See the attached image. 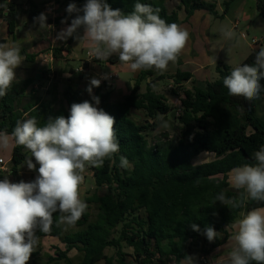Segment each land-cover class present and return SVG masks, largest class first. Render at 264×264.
I'll return each mask as SVG.
<instances>
[{"label":"trees","instance_id":"obj_1","mask_svg":"<svg viewBox=\"0 0 264 264\" xmlns=\"http://www.w3.org/2000/svg\"><path fill=\"white\" fill-rule=\"evenodd\" d=\"M62 1L67 7L75 3L81 9L87 2ZM171 1L139 0L159 9V16L166 22L179 26L188 22L196 11L220 17L215 3L180 0L171 7ZM104 2L127 15L134 10L137 0ZM28 4V19L35 22L43 10L32 0ZM256 8L258 15L264 18V0H256ZM182 9L186 14L184 21L179 18ZM227 9L228 3L226 12ZM20 14L15 0H0V16L5 20L9 34H14ZM75 16L76 13L69 15L67 12L64 15L67 24L70 25ZM0 42L6 43L5 40ZM72 42V39L67 40L62 47L55 48L54 59H60L64 51L70 54ZM20 51L27 61L35 60L26 49ZM258 51L254 49L241 65L253 64ZM108 62L120 61L118 56H112ZM177 62L181 64L179 57ZM231 70L227 65L219 67L218 79L207 82L205 88H187L184 83L193 76L179 68L173 75H160L156 79L153 76L159 71L141 70L132 91L122 101L112 102L107 93L100 96V109L115 120L120 150L111 159H105L101 167H91L96 190L88 193L87 209L74 225L80 228L79 231L64 234L63 225L58 227L56 224L59 216L56 213L51 230L37 233L38 240L54 237L66 245V251L57 250L45 264H60L61 261L72 264L67 255L73 249L82 253L79 264H127L129 254L124 252L125 247L133 251V264H179L186 256L193 257L194 264H206V259L230 239L229 229L242 214L264 207V202L252 200H245L239 208H228L219 201L213 205L220 192L228 198H240L241 190L231 187L228 175L235 167L254 163L253 154L264 145V119L256 113L258 102L264 98V80H261L258 98L247 101L229 95L224 87L223 79ZM44 76L47 77V73ZM165 79L173 81L171 94L180 98L176 121L171 117L176 110L167 97L156 90L157 82ZM33 82L27 79L14 83L8 93L0 97V131L11 134L18 120L35 117L38 126H44L50 117L59 116L53 99L43 100L37 90L27 94ZM80 95L81 92L71 88L63 93L65 118L70 115L71 105L80 103ZM134 112L144 113L146 120L137 122L133 118ZM159 116H168L172 127L169 131L159 132L151 141V134L159 128ZM28 152L23 146H14L10 168L12 182H17L19 167ZM204 153L214 155V160L195 163L194 158ZM120 156L127 157L129 167L120 166ZM4 174L0 172V179ZM102 187H106L103 194L98 191ZM90 205L98 206L94 220L89 212ZM193 223L201 232L191 228ZM207 226L218 232L214 242H209L202 234ZM109 249L114 250L115 255H108Z\"/></svg>","mask_w":264,"mask_h":264},{"label":"clouds","instance_id":"obj_2","mask_svg":"<svg viewBox=\"0 0 264 264\" xmlns=\"http://www.w3.org/2000/svg\"><path fill=\"white\" fill-rule=\"evenodd\" d=\"M66 11L76 16L61 33V39L83 28V36L76 39L88 42L90 55L98 60L116 55L133 72L155 69L163 73L178 60L189 39L187 30L166 22L159 16V9L139 0L127 15L113 10L104 0H87L82 9L70 3ZM46 20L43 13L35 18L41 28L48 27ZM221 35L226 40L235 37L232 30L224 28ZM22 62L19 46L0 42V97L11 89L16 80L15 69ZM261 80L264 47L257 52L253 64L234 67L224 77L223 85L229 95L253 101L261 91ZM100 84L101 80L93 77L87 88L89 94ZM92 99L96 105L100 103L99 97ZM114 124L111 115L84 101L73 103L67 118L50 117L44 126H38L32 117L18 120L11 134L0 131V150H8L13 143L23 146L31 153L25 164L29 170L38 171L31 182L0 179V264H28L38 244L37 233L51 230L54 214H59L58 227L73 226L82 217L87 204L81 199L80 185L86 167H101L105 159L120 150ZM163 126L167 127V123ZM253 160L254 163L235 167L229 173L233 188L241 190L240 198H228L220 192L213 205L219 201L228 208H239L245 200L264 202V145L253 154ZM120 166L129 167L126 156H120ZM191 228L201 232L195 223ZM232 228L231 250L218 264H264V207L242 214ZM202 234L209 242L218 237L211 226L205 227ZM179 264H194V258L186 256Z\"/></svg>","mask_w":264,"mask_h":264},{"label":"crops","instance_id":"obj_3","mask_svg":"<svg viewBox=\"0 0 264 264\" xmlns=\"http://www.w3.org/2000/svg\"><path fill=\"white\" fill-rule=\"evenodd\" d=\"M10 1L11 0H9V2ZM15 1L19 6L20 11H21V9L27 11L26 15H23L22 11H21V14H20L19 19H18V25H17V28H16L14 34H9L7 24H6L5 20L3 19V17L0 16V40H5L6 43H8L9 45L19 46L20 49H22V48L25 49V47L23 45L30 44L33 41L34 45L30 49L26 48V51L29 55H34L35 60L33 62H29L26 60L25 56H22L23 62L18 68L15 69L16 80L13 82V84L14 83H20V81H24L25 79L26 80L32 79L34 82H35V79H40V81L43 82L45 79L48 80L47 77H45V76L43 77V74L47 73V76L51 77L50 71L51 72L53 71L54 75L52 77V81H48L47 84L50 85L53 82V80H55V81L62 84V89H60L62 93H64L68 88H71L73 91H79V92H81L80 103L84 102V101H89L94 106L98 107L99 109H100V106H99V104L96 105L95 101L92 99L93 96L99 97V99H100V96L102 94L107 93L109 96V99L112 102H118V101H122L127 95H129V93L132 91V89L134 87L135 78L141 70L133 72V71H131V69L128 66L122 64L121 62H117L115 64H112V63L108 62V59L107 60H98L95 57L90 59L88 56V53L90 52V48H89L87 41H83V40L81 41V43H82L81 51L83 54H86L87 58L84 60L82 59L80 65L78 67H76V68L71 67L70 72L68 74L63 69H61V67L56 68V64H59V62H63V61L68 62L69 59H73L72 57L74 54V50H76L75 49L76 36H83V28H80L77 30L76 33L73 34V36H70V37H67L64 39L60 38L63 30H65L67 27L70 26L69 24H67V22L64 18V15L67 13V11H66L67 5L63 4L62 0H56V1L55 0H43V1L32 0L36 4L40 5L42 10L46 5H50L53 2H55V4H56V7H55L56 11L54 12V14H47L44 11H42V13L45 14L47 17L46 24L48 25V27H44V28H41L40 25L36 21L30 22V20L28 19V10H29L28 2L30 0H15ZM20 5H22V7ZM227 10H228L227 12L224 11L225 16H230L231 12L234 10L235 11L234 13L235 14L238 13L240 16H242L244 18L245 22L251 21L252 19H262V17H260L257 13L256 0H229ZM183 11H184V9H183ZM203 17L205 19L207 18L206 15H204ZM234 25H235V27H237L239 25V22L236 21ZM30 29H32V30H30ZM254 29L255 30L262 29L263 34H264V22L258 20V26H257V28L255 27ZM241 35H242V37H245L244 32H241ZM70 39L73 40L72 44L70 45L71 46L70 47L71 53L68 54L67 52L64 51L62 54V57L60 59H54V57H53L54 49L62 47L64 45L65 41L70 40ZM253 44H254V46H251V49H250V51L247 52V54L249 52L251 53L254 49H257V48L260 49L261 47H264V35L261 36V38L254 37L253 38ZM223 47H224V44L221 45L219 49H217V52L215 53L216 57L221 53ZM255 47H257V48H255ZM208 53L210 55L212 54V52H210V51ZM113 56H116V55H113ZM194 56L196 57V59L201 60V53L200 52L198 53V52L194 51ZM196 59H193V61ZM204 60H206V59H204ZM214 60H216V59H214ZM180 62H181L180 65H178L177 61L175 63H172L173 64V71L172 70H168V71L166 70L163 73L155 72L153 78H157L160 75H173L176 73L178 68L183 70L182 68H183L184 62L182 61V59L180 60ZM214 62L215 61H213L212 58L210 59L209 62H208V60H206L204 62H201V61L200 62H196V61L192 62L194 67L192 69H190V71L183 70L185 72L191 73L193 76L192 79L189 80L188 82H185L184 85L187 88H190V86L188 84L190 82L193 83V86H196V84H198V82H201L199 84H202V85H205L207 82H212V81H206V80H210V78L212 80V78H214V75H212L211 72H207L208 70L210 71V67L213 66ZM222 64L226 65L224 63H222ZM115 68H117V69L119 68L121 70L128 71L130 73L128 75V79H124V80L121 79L118 72L116 70H114ZM201 71H206V74L204 76V78L206 79L205 81H203V78L196 77L197 74ZM110 73L117 75V77L114 79H111V80L105 79V75H108ZM207 76H208V78H207ZM93 77L100 79L101 84L99 87H93L92 94H89V92L87 91V88L90 84V80ZM168 80H170V79H168ZM199 88H201V87H199ZM53 90L55 92V97L60 99V102L58 101L57 110L63 111V106L65 105L63 96L60 95V93L57 91V89L54 88ZM53 93H52V95H53ZM50 96H51V94H50ZM43 100L48 101L51 99L50 98H47V99L43 98ZM63 102H64V104H63ZM257 112H258V107L256 109V113ZM135 113H137V112L133 113V118L135 116ZM14 146H15V144H14ZM204 154L209 155L208 153H204ZM204 154H201L200 156H202ZM210 155H212V154H210ZM210 161H212V160H210ZM200 163H202V162H200ZM22 173H23V168L21 165L19 167V174L17 176V182H20L21 180H23V179H21ZM27 174H29V173H27ZM34 180H35V178L33 177L28 182H31ZM228 181H229V175H228ZM229 183H230V181H229ZM82 184H85V176H84V180H83ZM230 185H231V183H230ZM231 187L233 188L232 185H231ZM90 189H94V186H92ZM90 189H86V188H84V186H83V188H80V196L84 202H85L86 197L89 196L88 193H89ZM76 231H79V230H76ZM76 231H74V232H76ZM233 231H234L233 228L229 229V232L231 234L233 233ZM226 246L227 247L232 246V244L230 243V239L227 241L226 244H224L223 246H221L218 249H221V248L225 249ZM36 248H37V250L40 248L45 250L44 253H46L47 257H48L46 262L49 260L50 257H54L56 255L57 250L66 251V245L64 243H62L58 238H54V237H45V238L39 239ZM36 248H35V251L32 253L30 258H32V257L36 258L37 257V259L39 260L41 258L40 256L42 254H41V252L37 253ZM51 249H55L56 253L54 252V250H51ZM218 249H216L212 253L211 256H213L214 254H218L219 253ZM229 251L230 250H227L225 253H227ZM67 256L70 259L72 264H79L81 262V259H82V253L76 249L71 250ZM33 262L36 263L35 260L32 261V264H33ZM217 262H219V260ZM45 263H43V264H45ZM64 263H65L64 261L60 262V264H64Z\"/></svg>","mask_w":264,"mask_h":264},{"label":"rangeland","instance_id":"obj_4","mask_svg":"<svg viewBox=\"0 0 264 264\" xmlns=\"http://www.w3.org/2000/svg\"><path fill=\"white\" fill-rule=\"evenodd\" d=\"M39 1H43V0H39ZM205 1L210 2V3H215L217 5L216 10H217L220 17L216 18V17L210 15L209 13L207 14L205 11H196L192 15V17L189 19L188 22H183L180 25V27L188 31L189 39H188L184 49L182 50L179 58H180V60L182 59V61L184 62L182 69L186 70V71H190V69H192L194 67L192 62H194V61L204 62L206 60H208V62H209L210 59L212 58V60L215 62L213 64V66L210 67V71L208 70L207 72H211V74L214 75V78H212V80H211V78H210V80H206L204 78L206 71L199 72L196 77L203 78V81H205V80L206 81H215L219 77L218 68L223 66L222 63L228 65L231 69H233L234 67L239 66L247 58V56L250 53L249 52L247 54V52L250 51L251 46H254L253 38L254 37L261 38V36L264 35L262 29H257V30L254 29L255 27L257 28V26H258V20L264 22V18L262 17V19H252L251 21L245 22V20L242 16H240L238 13L237 14L234 13L235 12L234 10L231 12L230 16H225L224 11L226 9V3H228L229 0H205ZM179 2H180V0H173V1L169 2V5L171 7L173 5L176 6V4ZM20 6L22 7V5H20ZM21 11H22L23 15H26V12H27L26 10L21 9ZM204 15L207 16L206 19L203 17ZM179 18L182 21H184L186 18V14L183 11V9L179 11ZM236 21L239 22V25L237 27H235V25H234ZM222 28L232 30L235 33V37L231 40H226L221 35V29ZM30 30H32V29H30ZM241 32H244L245 37H242ZM33 43L34 42L32 41L30 44H26L23 46L25 47V49L26 48L30 49L34 45ZM223 44H224V47H223L221 53L216 57L215 53L217 52V49H219L220 46ZM81 48H82L81 41H79L78 39H75V49L76 50H74V54L72 57L73 59H69L68 62H66V61L59 62V64H56V68L61 67V69H63L68 74L70 72L71 67L72 68L78 67L80 65L82 59L84 60L87 58L86 54L82 53ZM255 48H257V47H255ZM194 51L201 53V60L196 59V57L194 56ZM209 51L212 52L211 55L208 53ZM193 59H196V60L193 61ZM204 59H206V60H204ZM214 59H216V60H214ZM114 70H116L118 72L121 79H123V80L128 79V75L130 74L128 71L121 70L119 68L118 69L115 68ZM168 70L173 71V64L172 63L169 64L167 71ZM50 75H51V77L47 76L48 80L45 79L43 82H41L40 79H35V82H33V84L29 87V89H27V94L29 92H32V90H37L39 96L46 98V99L47 98L53 99L54 104L58 105V101L60 102V99L55 97V92L53 89L54 88L57 89V91L60 93V95L63 96V93L60 90V89H62V84L55 81V80H53V82L50 85L47 84L48 81H52V77L54 75L53 71L52 72L50 71ZM207 78H208V76H207ZM153 79H156V78H153ZM24 81H20V82H24ZM199 83H201V82H198V84H196L197 87L205 88L206 84L202 85ZM188 84H189L190 88H192L193 83L190 82ZM173 85H174L173 81L165 79V80L157 82L156 90L159 93H161L167 97L168 103L176 110L174 112H176V115H177L180 111L181 103H180V98L175 97L171 94V89L174 88ZM144 90H145V85H143L142 91H144ZM52 93H53V95H52ZM50 94H51V96H50ZM258 104L259 105L257 106L258 107L257 114L259 117L264 118V98H263V100L261 99L258 102ZM58 115L64 116L62 111H59ZM160 117L161 116H159L157 119L158 120L157 123H158V127H159L158 131L151 134V136H150L151 141H153L155 139V137L159 135V132L161 133L164 131L171 130L172 124H171L170 118L168 116H162V119H161ZM134 119L139 123H142L146 120L144 113H142V112L135 113ZM165 122L167 123V127L163 126V124ZM13 149H14V143L12 144V146L8 150H0V158L4 159L6 161L9 170H10V167L12 165L11 164V158H12ZM30 155H31V153L28 152L26 159L28 157H30ZM26 159H25L24 163L22 164L23 173L21 175V179H23L25 182H28L33 177L36 178V176L38 175V171L29 170L27 165L25 164ZM210 160H214V155L204 154L202 156L194 158L195 163H200V162L203 163V162H208ZM32 161L34 163L33 157H32ZM38 168H39V165L37 164L36 169H38ZM0 172H5L4 177H8V179L12 182L13 179L10 175V171H3L2 169H0ZM27 173H29V174H27ZM83 175L85 176V184L80 185V188H83V186H84V188L90 189L92 186H94V189H90V191H89L90 193L94 192L96 190V186L94 183V177H93V172L91 170V167H86V170L83 173ZM98 191H99V193L103 194L106 192V187L99 188ZM89 212L92 216L91 219L94 220L97 216V213H98V206L97 205H90ZM79 229L80 228H77L74 225L73 226L63 225V233L64 234H71V233H74V231L79 230ZM230 243L232 244L231 241H230ZM231 247L232 246H230V247L226 246L225 249H223V248L218 249L219 253L208 257L206 259V262H207L206 264H218L217 261L220 260L221 258L226 257L228 252L227 253H225V252L227 250H231ZM51 250H54V252L56 253L55 249H51ZM44 251L45 250H43L41 248L38 250L36 248L37 253L41 252V254H42L40 256L41 258L38 260L37 257L36 258L32 257L28 261V264H32L33 260L36 261V263L33 262V264L45 263L48 257H47V254L44 253ZM124 252L129 254L127 257V264H133L132 263V261H133L132 249L125 247ZM107 254L110 256L115 255V251L109 249V250H107ZM101 264H104V263H101Z\"/></svg>","mask_w":264,"mask_h":264},{"label":"built area","instance_id":"obj_5","mask_svg":"<svg viewBox=\"0 0 264 264\" xmlns=\"http://www.w3.org/2000/svg\"><path fill=\"white\" fill-rule=\"evenodd\" d=\"M56 1V0H55ZM56 4H55V2H53L52 4H50V5H46L44 8H43V11L45 12V13H47V14H54V12L56 11ZM88 56H89V58L90 59H92L94 56L93 55H90V52L88 53ZM105 79H107V80H111V79H114V78H116L117 77V75H115V74H112V73H110V74H108V75H105ZM0 169H2L3 171H10L9 169H8V167H7V163H6V161L4 160V159H0Z\"/></svg>","mask_w":264,"mask_h":264},{"label":"water","instance_id":"obj_6","mask_svg":"<svg viewBox=\"0 0 264 264\" xmlns=\"http://www.w3.org/2000/svg\"><path fill=\"white\" fill-rule=\"evenodd\" d=\"M171 117H172V119H173L174 121H176V112H173V113L171 114Z\"/></svg>","mask_w":264,"mask_h":264}]
</instances>
